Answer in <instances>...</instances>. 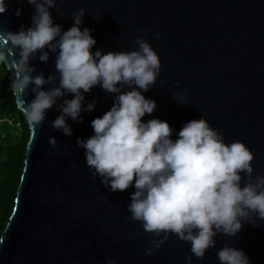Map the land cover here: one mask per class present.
<instances>
[{
  "label": "water",
  "instance_id": "1",
  "mask_svg": "<svg viewBox=\"0 0 264 264\" xmlns=\"http://www.w3.org/2000/svg\"><path fill=\"white\" fill-rule=\"evenodd\" d=\"M6 3L0 33L32 26L33 5ZM17 8L20 16L14 14ZM81 11V30H92L96 40L93 53L139 51V38L157 54L159 73L142 92L157 108L142 118L145 122L157 118L178 133L186 122L204 119L226 144L241 142L252 153L253 173H240L242 187L264 175V0H55L49 9L62 32ZM43 51L49 59L42 62L40 50L30 56L28 67L34 71L29 75L55 77L41 86L49 91L59 87V50ZM0 52L12 88L20 49L0 43ZM34 87L30 83L22 94L13 93L23 116L35 99ZM83 95V106L95 101V108L81 112L82 123L66 118L72 135L53 126L72 94L56 98L39 125H28L14 206L0 236V264H185L189 257L191 264H219L217 252L225 245L242 249L251 264H264V221L255 217L256 226L245 222L234 237L218 234L202 260L193 255L190 242L174 233L167 239L164 233H149L133 220L128 205L135 189L112 192L77 144L94 134L91 122L111 109L114 94L95 86Z\"/></svg>",
  "mask_w": 264,
  "mask_h": 264
},
{
  "label": "clouds",
  "instance_id": "2",
  "mask_svg": "<svg viewBox=\"0 0 264 264\" xmlns=\"http://www.w3.org/2000/svg\"><path fill=\"white\" fill-rule=\"evenodd\" d=\"M27 2L35 8L32 26L0 33V43L10 42L20 49L13 93L22 94L30 83L35 85V99L24 108L30 127L44 120L56 98L72 94L71 100H64L62 115L53 124L64 135H72L66 118L82 123L81 112L95 108V101L83 106V93L99 86L114 94L113 105L102 117L92 120L94 134L78 139L77 144L85 150L86 163L94 175H99L112 192L135 189L128 210L147 232L157 236L164 233L165 239L174 233L190 242L191 252L202 260L206 251L215 247L218 234L234 237L245 222L256 226L255 220L264 221V175L256 176L254 184L242 187L240 183V173L249 177L253 173V155L243 143L226 144L204 119L186 122L178 133L166 121L142 119L157 108L154 100L142 94L155 83L160 68L159 58L148 43L138 38L139 51L93 53L96 40L92 30H81L82 11L75 16L73 26L62 32L49 12L55 0ZM7 8L6 0H0V14ZM14 14L20 16L21 9ZM46 47L53 53L59 50V87L49 91L41 90V86L55 77H31L34 69L28 67L30 56L38 50L42 52L40 60L47 62ZM4 60L5 53L0 52V62ZM124 86L131 90L124 92ZM50 144L56 145L54 138ZM217 258L219 264H251L242 249L228 245L217 252ZM185 264H191L190 257Z\"/></svg>",
  "mask_w": 264,
  "mask_h": 264
},
{
  "label": "trees",
  "instance_id": "3",
  "mask_svg": "<svg viewBox=\"0 0 264 264\" xmlns=\"http://www.w3.org/2000/svg\"><path fill=\"white\" fill-rule=\"evenodd\" d=\"M28 137L27 121L16 107L8 72L0 62V236L14 206Z\"/></svg>",
  "mask_w": 264,
  "mask_h": 264
},
{
  "label": "rangeland",
  "instance_id": "4",
  "mask_svg": "<svg viewBox=\"0 0 264 264\" xmlns=\"http://www.w3.org/2000/svg\"><path fill=\"white\" fill-rule=\"evenodd\" d=\"M16 132V134L18 133L17 131H15Z\"/></svg>",
  "mask_w": 264,
  "mask_h": 264
}]
</instances>
